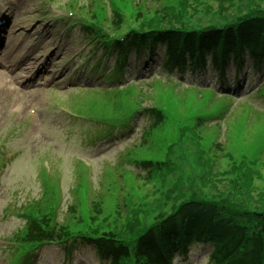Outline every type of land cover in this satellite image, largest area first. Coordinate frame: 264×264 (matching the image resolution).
<instances>
[{"label": "rangeland", "instance_id": "374dc122", "mask_svg": "<svg viewBox=\"0 0 264 264\" xmlns=\"http://www.w3.org/2000/svg\"><path fill=\"white\" fill-rule=\"evenodd\" d=\"M72 1L0 0V18L5 16L8 20L1 33L5 42L0 55V264H10L14 260L11 244L17 242L15 240L27 223L22 215L28 213L30 219L50 218L47 209L36 210L38 203L46 200L43 167L53 172L60 181L63 202L58 221L67 223L72 220L71 224L80 228L86 226L91 207L89 205L84 209L79 196L80 175L84 172L80 163L83 160L89 166L94 192L92 200L104 203L102 220L106 216H113V212L119 209V217L112 221L114 228L124 223L131 210L125 205L130 200H134L138 206L156 207L150 213L149 221L158 213L168 214L190 200H228L247 207H264L258 205L262 203L252 200L264 193V181L259 182L258 179L264 172V116L249 121V116H261L249 105L250 115L236 111L243 110L244 107H241L245 103L264 110V101L255 99L259 86L257 82H245L241 89L244 95L235 98L224 118L214 112L207 116L211 117L208 122L203 119L205 116L200 115L193 116L197 120H190L191 115L187 110L182 113L175 109L181 108L180 105L172 107L174 110L167 113L164 129L159 131V145L149 147L145 154V157L162 160L171 147L172 152L168 153L173 154L169 156L170 170L158 172L155 180L146 185L148 171L143 167L138 168L134 162H125V159L128 149L142 142L143 132L149 126L147 117L134 122L135 129L130 139L117 144L92 143L91 139L107 130V127L72 120L63 107H72L75 101H79L82 110L90 109L95 115L109 116L111 110L108 105L112 107V101L116 102L118 98L111 101L104 95L84 96L76 87L69 88L72 77L81 74V65L76 61L88 51L83 40L84 33L79 32L80 25L75 24L68 29L64 20L74 18L67 15L69 12L65 9ZM198 1L186 0L185 11L180 17L182 25L189 29L198 28L200 23L205 25L221 21L219 14L224 19L236 21L259 10L264 11V0ZM90 2L78 0V5L85 7L83 13L89 9ZM122 4L125 13L133 16L135 10L133 8L130 12L131 4L126 0H122ZM160 4L166 7L173 3L172 0H161ZM150 5H153L152 0ZM108 12L111 15L110 9ZM108 12L104 10L105 14ZM167 13L168 18L162 19V24L170 25L176 11ZM163 51L161 49L158 53L161 55ZM157 61L161 63L160 57ZM185 82L191 84L192 79L187 78ZM228 82L233 91L239 89L234 88L232 77ZM145 83L149 85L146 97L152 95L151 98L155 99L157 88L151 89L152 81ZM202 83L204 86L199 85ZM195 85L203 89L213 87L218 96L223 94V89L211 75ZM183 87L188 86L184 84ZM171 91L176 93L183 108L195 105L196 100L190 97L188 90L175 87ZM151 98L145 105H153ZM207 102L209 100L202 99L200 104L204 106ZM128 105L121 111L127 113L138 103L133 101ZM209 111L213 112L214 109ZM179 118H188L182 139L183 127L177 123ZM198 121L202 126H191ZM137 157L141 159L139 154ZM232 163L243 166L241 173H236ZM120 166L134 173L121 172ZM243 175H249L246 181ZM47 197L51 196L48 194ZM150 208L145 207V210ZM209 251V247L196 245L187 260L177 258L175 263L208 264ZM64 255L62 247H49L39 259V264H44V259L45 264H67ZM72 260L70 264H102L92 248L80 249L73 254Z\"/></svg>", "mask_w": 264, "mask_h": 264}, {"label": "trees", "instance_id": "16d2710c", "mask_svg": "<svg viewBox=\"0 0 264 264\" xmlns=\"http://www.w3.org/2000/svg\"><path fill=\"white\" fill-rule=\"evenodd\" d=\"M159 1L161 0H155L154 3ZM112 2L115 3L116 0ZM179 5L180 3L176 9ZM147 7L148 3L137 10L132 19L135 28L126 34H122V28L128 21L119 8L113 11V28L108 32H98L90 25L84 26L87 33H91L90 43L94 46L92 56L100 52L97 57L98 64L91 71L101 80L99 82L104 85V91H109L106 97L111 101L112 98H118V101H112L110 120L113 123L129 120L130 113L134 115L140 107L132 90L113 91L128 72L127 62L134 52L140 55L143 53L145 58L147 55L152 60L157 47L165 46L167 54L162 70L171 75L179 73L181 76L187 71L195 73L198 69H205V59L208 56L221 76L226 75L232 58L235 59L238 70L247 58L252 59L256 65L264 64L263 10L246 15L234 24H226L227 20L219 14L221 21L205 25L200 23L198 28L189 29L185 24L182 25L180 19L185 11L183 4L170 25L162 24V19L168 18V11L176 10L172 5L165 10L163 7ZM91 14V20H96L97 13L94 9ZM110 57H114L113 67L102 64L103 58ZM124 97L128 99L127 104L133 101L138 103L128 114L121 111L128 107ZM146 112L154 118L151 128H162L164 115L159 108L138 111L134 118ZM158 134L159 132L156 135ZM153 136L154 132L144 134V138ZM142 164L151 165L149 162ZM232 165L236 173L243 168L236 163ZM162 167H166L165 163L158 164V170ZM248 177L249 175H243L244 181ZM262 177L258 176V179H264L263 175ZM48 194L51 197H47ZM45 199L36 210L41 211L42 208L50 211L49 219H30L28 213L26 215L29 221L26 232L17 239L25 250L33 248V251L42 245L53 243L84 244L97 249L101 260L107 264H172L177 254H187L191 245L200 244L211 248L209 264H264V207H247L228 200H191L177 206L168 214L158 213L149 221V215L156 207L138 206L134 200H130L125 205L131 210L124 223L119 228H114L112 221L119 217V209L113 212V216H106L102 220V215L105 214L104 203L99 201L92 203L88 220L85 221L86 226L80 228L71 224L72 220L65 224L54 223L57 194L53 188L47 187ZM252 200L262 203L258 205H264V193ZM145 207L151 208L145 210Z\"/></svg>", "mask_w": 264, "mask_h": 264}]
</instances>
